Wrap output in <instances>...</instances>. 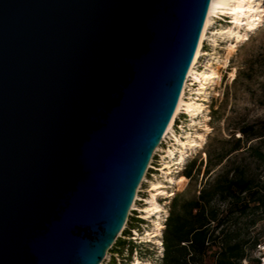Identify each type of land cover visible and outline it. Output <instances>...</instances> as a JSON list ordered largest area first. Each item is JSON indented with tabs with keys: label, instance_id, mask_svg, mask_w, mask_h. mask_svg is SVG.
<instances>
[{
	"label": "water",
	"instance_id": "1",
	"mask_svg": "<svg viewBox=\"0 0 264 264\" xmlns=\"http://www.w3.org/2000/svg\"><path fill=\"white\" fill-rule=\"evenodd\" d=\"M211 0H0V264H104Z\"/></svg>",
	"mask_w": 264,
	"mask_h": 264
},
{
	"label": "trees",
	"instance_id": "2",
	"mask_svg": "<svg viewBox=\"0 0 264 264\" xmlns=\"http://www.w3.org/2000/svg\"><path fill=\"white\" fill-rule=\"evenodd\" d=\"M238 132L241 136L228 149L205 153L203 170L198 157L187 159L180 175L195 181L199 188L189 198L182 193L171 198L162 230L160 264L260 263L251 256L260 236L251 230L264 219V188L248 165L231 154L249 151L253 159L264 164L260 144L244 146L253 139L264 142V120L255 126L239 127ZM124 246L132 251V245L122 239L114 250L121 252Z\"/></svg>",
	"mask_w": 264,
	"mask_h": 264
},
{
	"label": "rangeland",
	"instance_id": "3",
	"mask_svg": "<svg viewBox=\"0 0 264 264\" xmlns=\"http://www.w3.org/2000/svg\"><path fill=\"white\" fill-rule=\"evenodd\" d=\"M259 2L261 3V8L264 10V0H259ZM208 43L209 40H206L205 49L208 55H206L204 61H201L203 64L206 63L207 60L210 61L215 55L212 49L213 47L208 46ZM228 43H230V41L218 39L216 55L221 61L226 57ZM197 89L198 86L195 85L190 92H195ZM193 96L196 99L199 98L196 95ZM206 116H208V120L204 122ZM180 120L183 122L185 118ZM194 120L196 122L194 131L204 132L205 123L210 127L206 134V141L201 147L193 151L186 150L188 159L198 157V161L202 160V170L206 161L205 159L207 158L205 155L206 152L218 150L222 147L228 149L234 144V140L241 136L238 132L239 127L255 126L264 120V15L261 26L253 33L249 34L247 40L237 45L235 51L229 56L226 65L222 64V67L219 69V78H217L215 84L209 88V96L205 101V110L203 114H200ZM191 131L193 132V130ZM168 143L162 145V147H165ZM250 143L260 144L261 150L264 152V142L259 143L256 139H253L244 144L245 148L249 147ZM158 154L159 156L162 155L161 152ZM231 155L232 157H238V160L236 159L237 161L248 165L250 172L264 188V164L253 159L249 151H244L239 154L235 152ZM154 161L157 165L161 164V159L158 156L154 158ZM186 161L187 160H185L182 165V169ZM181 171L182 170L177 173L176 170H173L171 171V175L178 176ZM154 172L147 176L148 180L157 179L165 182L166 177L162 175L161 171L158 172L155 170ZM201 176L202 174H200L199 180L202 179ZM172 186L173 188L167 190L170 191L173 189L174 193H182L185 198L191 197L195 189L199 188V184H196L195 181H189L188 179L187 182L179 188L176 184ZM147 189L148 183L143 184L139 194L140 197H147ZM170 197H173V195ZM170 197L167 198L163 195L160 198L162 203H165L163 206L165 207V211L169 210ZM142 205L143 202H138L136 208ZM138 215L141 221L145 219L142 218V212H138ZM162 218L163 216H161V219ZM150 225H153V223H145L143 224V228H149ZM251 231L260 236L259 245L253 250L251 256L252 258L258 259L260 261L259 264H264V219L259 220ZM149 244L151 245L144 244L141 247H136L131 244L132 251H130L127 246H124L122 251L124 255L127 254V256L130 257L136 250L143 259H148L152 263L156 260L155 262L157 264L159 261L155 257L156 249L153 243Z\"/></svg>",
	"mask_w": 264,
	"mask_h": 264
},
{
	"label": "bare ground",
	"instance_id": "4",
	"mask_svg": "<svg viewBox=\"0 0 264 264\" xmlns=\"http://www.w3.org/2000/svg\"><path fill=\"white\" fill-rule=\"evenodd\" d=\"M263 11L259 0L210 1L196 53L188 70L187 79L183 85L173 117L171 118L164 135V138H166L167 135H170V137L174 139V142L171 144L169 143L165 147H162L160 144L154 151V154L158 151L162 153L161 164L156 167V170L158 172L161 171L162 175L166 177V180L165 182L157 179L148 180L144 175L137 192L141 190L144 181L145 183H148V189L146 190L147 197H140L139 194L136 193L131 206V210L136 209V201H142L143 199V205L139 207L138 210L143 213V218H146L150 223H153V225H150L149 228L147 227L142 234H138V236L141 237V242L158 243L157 238H159L158 236L161 234V229L163 228L160 219L165 212V207H163L165 203H159L156 197L165 195L168 198L175 193L173 189L170 191L167 189L173 188L172 185L174 184L179 188L187 182L185 176H173L171 175V171L176 168V172L179 173V171L182 170L184 159L187 157L186 150L193 151L197 150L198 147H201L206 141V134L210 129L205 123L204 132L194 131L196 122L192 117L197 114H203V111L205 110V101L209 96V88H211L215 84L216 79L219 78V69L222 67V64H227L229 56L235 51L237 45L240 42L247 40L249 34L253 33L261 26L264 15ZM225 15H228L231 19L228 22V25L216 21V18L222 19ZM217 38L230 41L226 49V57L222 61L216 55V48L218 45ZM205 40H209L207 45L213 47L212 49L214 50L215 55L210 61L207 60V62L203 64L201 61H204L205 56L208 55V52L203 47ZM194 80L202 86H200L195 92L187 93V86H191L193 84L191 82ZM192 88H190V90H192ZM193 95H196L199 98L196 99ZM183 108L189 113L190 117L182 122L184 123L182 125V131L178 134L173 131V125L176 118L181 114L180 112ZM206 120H208V116L205 117L204 122H206ZM191 130H193V132ZM134 264H152V262L148 259L139 260L137 258Z\"/></svg>",
	"mask_w": 264,
	"mask_h": 264
},
{
	"label": "built area",
	"instance_id": "5",
	"mask_svg": "<svg viewBox=\"0 0 264 264\" xmlns=\"http://www.w3.org/2000/svg\"><path fill=\"white\" fill-rule=\"evenodd\" d=\"M205 43H206V40L204 41V45L203 47L205 48ZM206 57V56H205ZM198 63V62H197ZM196 63V64H197ZM192 83V82H191ZM190 88H192V86H187V93L190 92ZM180 119H184V116L182 115H179L175 122H174V125H173V131L180 134V132L182 131V121ZM172 143L174 142V139H172V137H170V135H167L166 138H164V140L161 142V145H164L166 143ZM168 143V144H169ZM160 151L156 152L153 157L151 158L150 162H149V165H148V169L146 171V174H145V177L147 178L148 175H151L155 170H156V166H159L157 164H155L154 162V158L156 156H158L160 159H161V156H159V153ZM188 158L185 157L184 159V162L185 160H187ZM184 164V163H183ZM156 165V166H155ZM176 170V168L174 169ZM157 171V170H156ZM155 173V172H154ZM143 184H145V182L143 181ZM142 184V185H143ZM138 194H140V191L139 192H136ZM140 196V195H139ZM174 196V195H173ZM160 197H162V195L160 196H157V201L159 203H162V200L160 199ZM172 198V197H170ZM143 200V199H142ZM171 200V199H170ZM141 200H137L136 201V204H138V202H140ZM132 209V208H131ZM129 211V216L127 218V221L125 222V226H124V231L123 233L120 235V237L118 238L119 239H122V240H125L127 242L128 245H134L136 247H141L143 246L144 244H147V245H151L149 244L148 242H141V237L138 236V234H142L143 231L147 228L145 227V229L143 228V224H147L148 221L146 222H143V220H139V215H138V208H136V210H131ZM135 211V212H134ZM163 218L161 219V223L163 225V228L161 229V234L158 236L159 238H157L158 240V243H154V242H151L153 243L154 247H155V252H156V258L158 259L159 263L157 264H160V259L162 258L163 256V245H162V230L164 229V226H165V222H166V219L168 217V211H165L163 214H162ZM130 217V218H129ZM150 223V222H149ZM143 230V231H142ZM117 240V241H118ZM117 241L116 243H114L112 249L107 252V255L105 257V260H104V264H134L135 261L137 260V258L139 260H144L141 255H139L140 253H138V251H134L133 254L129 257L127 256V254L124 255V252L123 251H119L118 249L114 250V248H116V244H117ZM132 242V243H131ZM131 243V244H130ZM118 248V247H117ZM156 261V260H155ZM153 262L152 264H156V262Z\"/></svg>",
	"mask_w": 264,
	"mask_h": 264
}]
</instances>
